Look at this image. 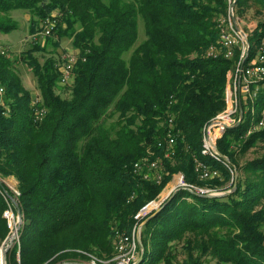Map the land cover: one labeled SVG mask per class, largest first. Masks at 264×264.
<instances>
[{"label": "trees", "instance_id": "16d2710c", "mask_svg": "<svg viewBox=\"0 0 264 264\" xmlns=\"http://www.w3.org/2000/svg\"><path fill=\"white\" fill-rule=\"evenodd\" d=\"M253 6L264 8V0H238L235 11L244 16ZM17 10L31 14V35L47 17L57 14L58 23L46 44L33 40L21 55L36 77L38 105L11 50L0 55V249L11 232L6 213L18 215L9 197L23 219L7 264H88L92 256L113 264L118 234H131L140 209L178 173L199 188H237L222 197L180 188L141 221L152 216L142 228L140 264H264V156L240 159L264 143V132L247 136L251 98L242 99L241 125L217 142L222 161L203 154V129L226 108L241 54L209 56L228 1L0 0V34L18 29ZM140 20L145 39L138 44ZM263 34L261 21L249 35V60ZM65 38L77 55L71 85L61 84L66 52L57 53ZM36 53L51 56L41 63ZM254 105L259 114L264 85ZM37 109L46 111L40 119ZM169 129L176 143L166 157ZM143 159L161 160V183L133 171ZM197 162L220 176L201 179Z\"/></svg>", "mask_w": 264, "mask_h": 264}, {"label": "built area", "instance_id": "2783aa9c", "mask_svg": "<svg viewBox=\"0 0 264 264\" xmlns=\"http://www.w3.org/2000/svg\"><path fill=\"white\" fill-rule=\"evenodd\" d=\"M227 1L228 13L218 20L219 38L217 44L210 46L209 56L212 58L224 56L226 59H232L237 50L240 51L241 54L233 72L232 83L226 90V108L207 123L203 129V154L218 161H222V156L216 150L217 142L224 132L230 129V127L235 125L239 120L242 99L251 98L252 100V106H250L252 119L247 136L256 132H264V107L258 114L257 108L254 105V99L260 87L264 85V34L257 45L255 57L249 60L252 44L251 42H246L242 32H244L249 39V35L257 29L259 24L251 23L246 26L243 19L240 18L235 11L238 0ZM56 15L57 14H55L54 17H47L41 22L39 31L32 35L33 40H45L52 35L58 23ZM237 26H239L240 30ZM10 50L11 49L8 47L0 46V55H5ZM63 61L61 67V84L71 85L72 73L77 61V55L74 52L66 53L63 56ZM5 93V88L0 85V106L3 107H5ZM39 102L40 100H35L34 105H38ZM35 113L36 119H40L45 115L46 111L44 109H37ZM167 142L169 151L166 157H169L172 156L173 146L176 143V138L172 129L167 131ZM162 168L163 166L158 160L151 161L149 159H143L134 164L133 171L137 174H144L145 178H150L155 183H161L164 175ZM196 172L203 180L214 179L220 176L219 171L211 170L207 165L201 162H197ZM178 178L177 185L192 186L185 182L182 174H180ZM192 187L204 193L211 192L209 189L198 188L196 186ZM16 194H18V191H16ZM162 200H159L158 197L140 209L135 216L137 222L131 234H118L116 256L113 259V264H135L138 261L139 245L142 234L141 221L153 211L158 210ZM97 262L98 264L103 263L97 258L92 257L89 264H97Z\"/></svg>", "mask_w": 264, "mask_h": 264}, {"label": "rangeland", "instance_id": "374dc122", "mask_svg": "<svg viewBox=\"0 0 264 264\" xmlns=\"http://www.w3.org/2000/svg\"><path fill=\"white\" fill-rule=\"evenodd\" d=\"M257 9H258V12L260 13L256 12ZM238 16L243 19L246 26H248L251 23L259 24L261 21H264V8H260V7L256 8L255 6H253L244 16H240V15ZM12 18L18 24V29L8 34L1 33L0 34V46H5L11 49V56L13 60L15 61V70L21 76L25 88L29 92L32 93V97L34 101L35 100L41 101V98L39 96L40 93L37 88L36 77L34 73L32 72V70L29 68V66L21 59L22 53L26 51L27 49H29L31 47V43L33 42V36L30 34V25H31L32 16L27 11L17 10L12 13ZM144 39H145L144 24H143V21L140 20L139 39L137 43L140 44ZM38 41H40L42 45L46 44L45 43L46 40H38ZM60 44H61V48L59 51L61 52L58 51L57 52L58 54L62 52H66V53L74 52L72 41L70 39L65 38L62 41H60ZM35 56L39 59L41 63H43L46 60V58H49L51 56V54L36 53ZM129 56H130V53L126 55V58H128ZM66 91L67 90H60L59 93L63 97H69L70 94L67 93ZM225 99H226V93H225ZM262 156H264V143H261L258 146L251 148L247 153L241 155L240 159H241V162H246V161H252ZM162 169L164 170V165ZM180 174L182 173H178L172 176L170 183L166 186L164 191L160 194L159 200H162L166 196V194L170 191V189L178 184L177 179ZM5 184L16 193V191L14 190L16 189V186H15L16 184L12 178L6 179ZM212 192L215 193L217 191L211 190V193ZM6 216L8 218V221L11 227V232L9 236H12L16 230V226L18 222V215H16L13 211L10 210L6 213ZM1 249H0V256H1ZM138 255H139L138 257V260H139L140 245H139ZM181 259H182V256H180V260ZM103 263L108 264V262H103ZM103 263H99V264H103ZM0 264H1V258H0Z\"/></svg>", "mask_w": 264, "mask_h": 264}, {"label": "water", "instance_id": "95a60500", "mask_svg": "<svg viewBox=\"0 0 264 264\" xmlns=\"http://www.w3.org/2000/svg\"><path fill=\"white\" fill-rule=\"evenodd\" d=\"M237 28L240 30L239 26H237ZM242 34L245 36L246 42L249 43L250 41L248 39V36L244 32H242ZM243 119H244V110H243V107L241 106L239 120L236 122L235 125L231 126L230 128H238L241 125V123L243 122ZM216 150L219 152L217 146H216ZM237 176H238V174H237V172H235V179L236 180H237ZM180 188H185V189H188V190L192 191L195 194H200V195H204V196H207V197H222V196H227V195L231 194L237 188V184L236 183L234 184L233 190H230V191H227V192H215V193L214 192H212V193L211 192H205L204 193V192L199 191L197 188L192 187V186H188V185H176V186L172 187L170 189V191L167 193V195L163 198L161 205L163 203H165L170 197H173ZM2 190H3V193L7 195V191H6V188L4 186H2ZM9 198L13 202L15 207L17 208L18 222H17L15 233H13L12 236H8L7 239L5 240L4 244L2 245V249H1V261H2V264H7L8 251L16 243V241L19 240V232L21 230L22 223H23L22 214H21V210H20V207H19L18 203L16 202V200L13 197H9ZM158 212H159V209L156 210L152 216L156 215ZM152 216L147 218V220L142 223V228L145 225V223L149 219H151ZM140 250H141L140 251V258L135 264H140L142 259H143L144 247L142 245V241H140ZM64 264H86V263L67 262V263H64Z\"/></svg>", "mask_w": 264, "mask_h": 264}, {"label": "crops", "instance_id": "0c3cea01", "mask_svg": "<svg viewBox=\"0 0 264 264\" xmlns=\"http://www.w3.org/2000/svg\"><path fill=\"white\" fill-rule=\"evenodd\" d=\"M13 179V181H15V186H16V189H14L15 191H17L18 189H17V187H18V182L16 181V179H14V178H12Z\"/></svg>", "mask_w": 264, "mask_h": 264}, {"label": "bare ground", "instance_id": "6f19581e", "mask_svg": "<svg viewBox=\"0 0 264 264\" xmlns=\"http://www.w3.org/2000/svg\"><path fill=\"white\" fill-rule=\"evenodd\" d=\"M0 258H1V256H0ZM1 264H2V261H1Z\"/></svg>", "mask_w": 264, "mask_h": 264}]
</instances>
